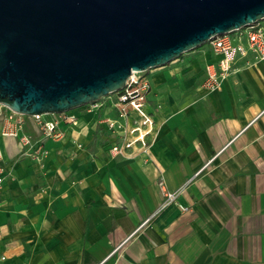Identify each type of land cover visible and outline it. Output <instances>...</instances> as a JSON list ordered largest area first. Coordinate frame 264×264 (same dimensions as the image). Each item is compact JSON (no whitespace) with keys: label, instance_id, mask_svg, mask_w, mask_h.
Here are the masks:
<instances>
[{"label":"crops","instance_id":"1","mask_svg":"<svg viewBox=\"0 0 264 264\" xmlns=\"http://www.w3.org/2000/svg\"><path fill=\"white\" fill-rule=\"evenodd\" d=\"M218 58L207 43L146 72L147 150L110 152L131 138L112 95L57 116L60 137L25 116L29 145L0 118V264H264V60L238 56L209 91Z\"/></svg>","mask_w":264,"mask_h":264},{"label":"water","instance_id":"2","mask_svg":"<svg viewBox=\"0 0 264 264\" xmlns=\"http://www.w3.org/2000/svg\"><path fill=\"white\" fill-rule=\"evenodd\" d=\"M262 20L264 0H0V104L67 112Z\"/></svg>","mask_w":264,"mask_h":264},{"label":"built area","instance_id":"3","mask_svg":"<svg viewBox=\"0 0 264 264\" xmlns=\"http://www.w3.org/2000/svg\"><path fill=\"white\" fill-rule=\"evenodd\" d=\"M208 45L219 58L216 63L206 65L203 86L209 91H215L220 88L224 79L229 75L238 56H246L250 51L258 60H264V27L261 21H258L231 33L214 36ZM150 88L146 72H132L125 87L110 94L118 115L126 123L131 119L129 128L126 127V123H118L112 119L107 120L111 129L128 132L131 135V138H124L123 142L113 145L110 148L112 154L125 152L138 143L144 150L149 148L151 143L149 138H153L156 133L155 120L147 109ZM25 116L28 115L17 113L6 105L0 104V118H3L4 121L1 135L19 138L23 145H29L30 137L23 132ZM57 116L69 122H73L76 118L69 111L59 114H36L29 117L36 121L45 137L51 138L61 136V131L58 130L59 118ZM4 180L5 168L0 144V188ZM159 185L165 196L164 205L175 202L177 192L169 191L163 181H160Z\"/></svg>","mask_w":264,"mask_h":264},{"label":"rangeland","instance_id":"4","mask_svg":"<svg viewBox=\"0 0 264 264\" xmlns=\"http://www.w3.org/2000/svg\"><path fill=\"white\" fill-rule=\"evenodd\" d=\"M203 48H206V44H202L201 46L196 47L195 49L189 51L188 53H191V52L196 51V50H201V49H203ZM203 63H204V62H203Z\"/></svg>","mask_w":264,"mask_h":264},{"label":"trees","instance_id":"5","mask_svg":"<svg viewBox=\"0 0 264 264\" xmlns=\"http://www.w3.org/2000/svg\"><path fill=\"white\" fill-rule=\"evenodd\" d=\"M181 57V56H180Z\"/></svg>","mask_w":264,"mask_h":264}]
</instances>
